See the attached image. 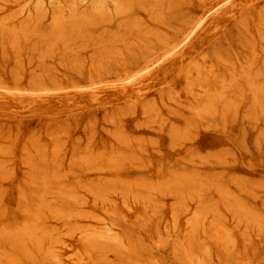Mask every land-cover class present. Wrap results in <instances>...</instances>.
<instances>
[{
	"label": "rangeland",
	"instance_id": "374dc122",
	"mask_svg": "<svg viewBox=\"0 0 264 264\" xmlns=\"http://www.w3.org/2000/svg\"><path fill=\"white\" fill-rule=\"evenodd\" d=\"M43 1L48 17L39 24L32 23L29 18V12L35 11L33 3L26 5V1L0 0V23L4 22L8 30L14 31L26 26L27 29L37 32L34 36L30 34L33 38L28 37V41L23 38L20 39L21 43L19 41L15 43L16 47L20 48L17 50L15 46L14 49L12 48L13 46L10 45L12 41L9 39L8 41L0 40V234L13 235L12 239L0 240V260H3L1 255L6 253L10 257L16 256L15 259H19L22 264H107L106 261L117 264L119 258L112 252L104 254L97 250L92 252L91 259L87 255L86 243L81 237V232L86 229L103 231L104 226L109 225L122 239L124 238L126 246L130 244L127 246L128 249L123 251L127 256L124 255L131 257L128 253L134 256L140 254V260L145 261L141 262L142 264L148 262L149 264H157V262L158 264H190L184 257L192 253L206 261V264H264V111L248 110L247 106L242 105L237 109L234 123L226 126L219 124V128L205 129L206 127L201 126L193 130L192 136L196 139L191 144L183 142L181 145L182 141H179L175 147L173 139L165 133H168L171 126H184V121L191 119L189 112L195 107L197 100H207L210 95L205 94L206 90L209 91L208 89L202 91L197 88L195 89L197 100H194L186 91L185 77L177 73L168 76L169 87H161L165 68H170V63H166L149 75L138 77L128 85L122 82L144 67V51L135 38L133 39L131 22L138 19L135 22L137 23L141 19L149 28L156 27V24L145 15L143 18L139 17L136 11L135 16L132 13L130 16L127 15L128 17H117L112 11L110 13L114 16H112V22H107V17H97L95 24H89L88 18L90 15L93 16L90 12V0L80 4L78 0H57V3L60 2L62 5H56L53 0ZM231 1L234 3V5L231 4L233 7L222 4L223 0H207L205 6L195 8V15L197 14L199 18L213 10L207 14L204 28L197 33L193 41L196 49H185L193 56L196 54L199 62L205 61L204 58L202 61L200 57L203 55V50H199V44H208L212 39L223 40L225 43V38L230 32L237 33L235 24L241 16L250 12L255 17L258 11L264 10V0ZM75 2L77 9H75ZM67 3L70 6H67ZM73 7L77 15L73 14ZM21 8L25 13H20ZM53 10L62 12L63 31L55 28ZM226 10L229 16L224 17L225 19L221 22L216 21L214 17L225 13ZM82 15L86 17L83 18ZM67 17L68 20L65 19ZM127 18L132 21H125ZM122 25L130 30L126 33ZM252 29L254 40L251 41L250 47H243L234 42L231 48L224 49L230 53L229 67L237 72H253L263 64L264 40L257 32V28ZM118 30L120 37L116 36ZM129 32H132L130 34L132 37ZM47 35L53 37V40L46 38ZM121 37H123V43ZM113 40L118 42H112ZM107 42L111 47L107 45ZM124 42L128 43L127 46L132 43V47L126 48ZM118 43L119 45H116ZM37 45L38 48H36ZM42 48L45 50H41ZM107 48L110 51L113 50V53ZM204 50L208 51V46ZM129 53L133 54L132 57ZM191 55L188 58H192ZM207 61L209 62L208 59ZM247 67L250 68L247 69ZM120 72L122 74H119ZM124 72L127 73L124 74ZM225 80L226 82L231 80L230 73H226ZM94 85L99 87L96 88ZM160 89H166V104L162 103L160 98L157 99ZM139 90L142 92L137 94L136 91ZM168 90H171L174 96H170L174 98L173 103L167 95ZM138 95L143 98L153 96L157 99V110L160 112V119L165 123L162 134L158 131L157 124L153 126L156 130L146 127L150 116L143 114L140 103L134 106V100ZM167 96L170 101L167 100ZM246 103L248 104V101ZM132 107L134 109H131ZM129 110H135L136 113L131 111L132 113L129 114ZM180 115L189 118L178 120L177 116ZM114 132L115 135L118 132L127 134L130 140L123 134H119L121 137L118 140L116 139L118 135L114 136ZM125 138L130 146L126 145L131 147L130 149L122 145ZM133 139L139 142L136 143L132 141ZM151 140L152 144L149 142ZM118 141L123 142L120 144ZM131 141L136 146L142 144V147L138 149L139 147L135 146V149ZM235 143L245 146H237ZM152 148L154 149L150 150ZM172 148H174L173 151H171ZM143 149H148L150 152H146L149 154L145 155ZM113 150L117 151L114 153ZM177 150L183 153L177 154L175 152ZM185 150L189 152L193 150L195 153L188 155ZM122 151L125 152L122 153ZM128 151H131V154L130 152L128 154ZM89 152L92 153L91 157ZM99 152L102 158L106 154L105 158H100ZM113 153L122 155L121 158L119 156L118 164H122L123 168L119 166L118 170L111 169V171L107 166L109 170L107 168L99 170L98 166L100 169L101 166L106 167L107 160L109 162ZM55 154L58 155L53 156ZM125 154H128V158ZM135 158H139V161ZM258 158L260 162L256 161ZM89 163L95 164L91 166ZM142 165L144 169L140 170L138 167ZM43 180L51 181L53 184L45 187ZM38 184H41V189ZM97 185L101 189L105 188L103 193L108 192L104 194L105 201L97 199L95 195L97 191L94 190ZM86 186L90 187L89 191ZM40 192L43 193L40 194ZM94 192L96 193L93 194ZM39 194L45 195L43 199ZM58 194L60 199L57 197ZM69 196H73L76 201L80 200L78 201L80 205L70 198L71 202ZM62 197L65 199L63 200ZM63 201L64 205L58 204ZM57 206L63 209L68 207L77 209L74 211L79 210V214L84 215L81 214L82 216L80 215L77 219L73 218L66 222L57 218L56 213L59 209ZM198 214L200 220L197 224L190 226V221L194 220ZM37 220L40 221L36 223ZM30 224L32 227L37 226V230L39 226L41 227V253L31 237L32 233L28 230L22 233L23 229L31 227ZM70 228L75 229L74 232H71ZM223 232L224 236L229 238L228 242L221 240L225 238L221 235ZM23 234L24 236H21ZM14 236L19 237L15 239ZM47 251L55 254L58 263L46 255Z\"/></svg>",
	"mask_w": 264,
	"mask_h": 264
},
{
	"label": "bare ground",
	"instance_id": "6f19581e",
	"mask_svg": "<svg viewBox=\"0 0 264 264\" xmlns=\"http://www.w3.org/2000/svg\"><path fill=\"white\" fill-rule=\"evenodd\" d=\"M18 1H26V5L28 3H33V7H34V12H29V18L31 19L32 23L35 22V23H42V21L45 20L46 17H48V13H47V9H44V1L43 0H18ZM67 1V0H66ZM70 1V0H69ZM85 0H78V4L84 2ZM36 2V3H35ZM54 3L57 4H61L60 2L57 3V0H53ZM52 2V3H53ZM62 2V1H61ZM206 2L207 0H90V12L93 14L90 15L92 16V18H90L89 16V24H95L96 22V18L97 17H107V22H112L113 21V15H111L110 13L113 11V13L115 12L116 16L117 17H120V16H130L132 13H134V16H135V13L137 12V14H139L138 16L143 18V16L145 15L147 19L151 20L152 22H154L156 24V27H152V28H149L147 27V23H145V21L143 22L141 19L139 22L135 23L137 20H135V22H131L128 18L127 20L125 21H130L131 25L130 24V29H132V32H134V37L133 39L135 38L136 42L139 44V46L143 49L144 51V57H143V61H144V67L137 73L135 74L134 76L132 77H129V78H126L124 79V81L122 82H125L127 83L126 85H128V83H131L133 81H135L138 77H141V76H145V75H149L151 74L153 71L157 70L158 68H162L161 66L165 65L166 63H170L171 64V67L168 68L166 67L165 68V72L163 74V77H162V81H163V86L161 87H165V86H168L169 87V78L168 76L171 74H174V73H177V75H183L187 81V85H185L187 87V92L189 94L192 95L193 99L194 100H197V92H195V89L197 88H200L202 91L203 90H206L208 89L209 91L206 90L205 94L206 96L207 95H210V97L207 99V100H197V104L195 105V107L189 112V117L191 119H188V120H185V117L186 118H189L185 115H180V116H177L178 120L179 118L185 120V125L184 126H181L179 127H176L175 125L174 126H171L170 129H168V133L164 132L165 134H168L169 135V138L173 139L172 141H174V144H175V147H177V143H179V141H182V144L183 145V142L185 144V142H188V143H192L196 137L192 136V132L193 130H197L198 128H201V126H203L205 129L207 128H219V124H221L220 126H226L227 124H230V123H234V120H235V117H236V112H237V109L240 108L242 105L244 106H247L246 108H248V110L250 109H254L253 111H261L263 112L264 111V60H263V64L262 66L253 71V72H245V71H235L234 68L232 69L231 67H229V58H230V53L229 51H224V49H229L232 47V45L235 43L243 46V47H250V43L251 41H253V37H252V28H257V32L261 35H259L262 40H264V10H261V11H258V14L257 16H252L249 13H246L245 16H241V18L236 22L235 24V27H236V30H237V33H234V32H230L228 35H227V38H225V43L223 42V40H210L208 44H199L198 46L200 47L199 50H203V55L200 56L202 57V61L205 59V61L202 62H199L198 59H197V56L196 54L193 56L191 55V52H188L187 48H190L191 50H195L196 49V45L193 43V41L196 39V35L197 33L202 30L205 26V23H206V16L207 14L211 13V11H208L207 14H204L202 15L200 18L198 17V15L196 14L195 15V8L196 7H202V6H205L206 5ZM231 0H223L222 4L224 5H228L230 7H233L234 3L232 2ZM51 3V4H52ZM53 3V5H54ZM70 3V2H69ZM22 4V3H21ZM68 4V3H67ZM66 4V5H67ZM72 4V2L70 3ZM70 4H68L67 6H70ZM76 4V2H75ZM74 4V5H75ZM233 4V5H231ZM46 5V4H45ZM62 5V4H61ZM83 5V4H81ZM64 6V5H63ZM72 6V5H71ZM219 6V5H218ZM217 6V7H218ZM52 7V5H51ZM77 9V4L75 6ZM79 7V6H78ZM54 8V7H53ZM56 8V7H55ZM58 8V7H57ZM68 8V7H67ZM66 8V9H67ZM61 9V8H59ZM74 10V7L72 8ZM71 9V10H72ZM84 9V8H83ZM69 10V9H68ZM69 10V11H71ZM216 10V9H215ZM63 11V10H61ZM66 11V10H65ZM77 11V10H76ZM83 11V10H82ZM136 11V12H135ZM221 11V10H220ZM85 12V10H84ZM84 12H81V13H84ZM89 12V13H90ZM20 13H25L24 10H22L21 8V12ZM62 12H60L59 10H53V22L55 23V28L58 29L59 31H63V28H62V25H63V19H62V15H61ZM69 13V12H68ZM72 13V12H71ZM87 13V14H89ZM219 13V12H218ZM217 13V14H218ZM64 14V13H63ZM74 15H77L75 13V10H74ZM79 14V13H78ZM86 15V14H85ZM83 16V18H85L86 16ZM216 16V13L214 14ZM113 16V17H112ZM127 16V17H128ZM133 16V15H132ZM137 16V17H138ZM226 16H229L228 15V10H226L225 13L223 14H220L218 17H214L216 21H223L226 17ZM74 17V16H73ZM126 18V17H125ZM68 20V17L65 18ZM116 19V18H115ZM70 20V19H69ZM99 21V20H98ZM52 22V24H53ZM119 24H120V21H118ZM118 22L116 24H118ZM122 22V21H121ZM129 22V23H130ZM151 22V23H152ZM98 23V22H97ZM123 23V22H122ZM66 24V23H65ZM71 24V23H70ZM73 24V23H72ZM128 24V23H127ZM5 23L4 22H1L0 23V40H7L9 39L10 41H12V43L10 45H12L13 49H14V46L16 47V44L15 43H18V41L21 43L20 39H23L26 40L28 37H30V34H33L34 36V33L36 34L37 32L35 31H32V30H29V28L27 29V27H20V29L15 30L13 31H10L8 30V28L5 27ZM52 25V27L54 26ZM61 25V26H60ZM126 25V24H125ZM129 25V24H128ZM118 26V25H117ZM116 26V27H117ZM121 26V25H120ZM119 26V27H120ZM124 27V25H122ZM118 27V28H119ZM125 28V27H124ZM129 28V27H127ZM123 29V28H121ZM128 29V30H130ZM120 30V28H119ZM117 32V35L118 36L120 34V32ZM124 30H126V33H127V29L125 28ZM50 31V30H49ZM53 32V29L51 30ZM84 31V30H83ZM33 32V33H32ZM56 32V31H55ZM54 32V33H55ZM115 32V31H114ZM131 32V33H132ZM129 32V35L131 34ZM114 34V33H113ZM112 34V35H113ZM122 34H124V32H122ZM41 35V34H39ZM43 35V34H42ZM53 35V34H51ZM55 35V34H54ZM30 37V38H33ZM50 36V35H49ZM47 35L46 38L49 37ZM58 36V35H57ZM61 36V35H60ZM122 36V35H121ZM126 37V35H124ZM123 36V37H124ZM128 36V34H127ZM132 37V35H130ZM129 36V37H130ZM37 37V36H36ZM35 37V38H36ZM41 37V36H40ZM120 37V35H119ZM123 37H121V42L123 41ZM109 38V37H108ZM111 38V37H110ZM29 39V38H28ZM27 39V41H28ZM40 39V38H38ZM43 39V38H42ZM49 39L53 40V37H49ZM114 39V38H113ZM116 39V38H115ZM56 40V39H55ZM54 40V41H55ZM109 40V39H108ZM112 40V38L110 39ZM117 40V39H116ZM126 40V39H125ZM261 40V41H262ZM8 41V40H7ZM30 41V40H29ZM32 41V40H31ZM26 42V41H25ZM48 42V41H47ZM51 42V41H50ZM95 42V41H94ZM110 42V41H109ZM112 42H115L117 43L115 40H113ZM112 42H110L111 45ZM128 42V41H127ZM129 42H131V40H129ZM128 42V43H129ZM27 43H30V42H27ZM55 43V42H53ZM51 43V44H53ZM120 43V42H119ZM116 44V45H119ZM123 43V42H122ZM125 43V46H127L128 43L124 42ZM133 43V41H132ZM131 43V44H132ZM49 44V43H48ZM109 43L107 42V45ZM109 44V45H110ZM128 45V46H131ZM5 45V44H4ZM22 45V44H21ZM31 45V44H30ZM32 45L36 46V44H33ZM110 45V47H111ZM136 45V44H135ZM19 46V45H17ZM45 46V45H44ZM128 46L126 48H128ZM208 46V51H205L204 48ZM5 47V46H4ZM21 47V46H20ZM33 47V46H31ZM30 47V48H31ZM47 47V46H46ZM49 47V45H48ZM51 47V46H50ZM49 47V48H50ZM109 47V48H110ZM113 47L115 48V46L113 45ZM118 47V46H117ZM132 47V46H131ZM20 49L19 47H16L15 50ZM38 48V45L37 47ZM41 48V46H40ZM67 48V47H66ZM107 48V49H109ZM125 48V49H126ZM11 49V50H13ZM33 49V48H31ZM47 49V48H46ZM51 49V48H50ZM112 49V48H111ZM116 49V48H115ZM119 49V48H117ZM38 50V49H37ZM35 50L36 52H39ZM41 50H45V48L41 49ZM40 50V51H41ZM55 50V49H54ZM127 50V49H126ZM116 51V50H115ZM114 51V53H116ZM121 51V49H120ZM119 51V52H120ZM129 51V50H127ZM17 52V51H16ZM34 52V51H33ZM108 52V51H107ZM109 52H112L113 53V50L110 51L109 49ZM108 52V53H109ZM126 52V51H125ZM18 53V52H17ZM35 53V52H34ZM121 53V52H120ZM119 53V55H120ZM128 53V52H127ZM48 54V53H47ZM50 54V53H49ZM55 54V53H53ZM111 54V53H109ZM109 54L106 53V55L109 56ZM118 54V52H117ZM131 54V53H129ZM123 55V53H122ZM128 55V54H127ZM133 54H131V57H132ZM137 55V53H136ZM135 55V57H137ZM191 55L192 58H188V56ZM116 57V55H113ZM111 57V56H110ZM119 57V56H117ZM121 57V56H120ZM139 57V56H138ZM104 58V56L102 57ZM101 58V60H102ZM107 58V56H106ZM204 58V59H203ZM124 59H125V56H124ZM128 59V58H127ZM136 59V58H135ZM209 60V62L206 60ZM255 59V58H254ZM264 59V58H263ZM108 60V59H107ZM117 60V59H116ZM120 60V59H119ZM126 60V59H125ZM134 60V59H133ZM109 61V60H108ZM111 61V59H110ZM130 61V60H129ZM129 61H127L129 63ZM140 61V60H139ZM138 61V62H139ZM254 61V60H252ZM62 62V61H61ZM101 62V61H100ZM104 62V61H102ZM120 61H118L119 63ZM126 62V63H127ZM114 63V62H112ZM123 63V61H122ZM74 64V63H73ZM104 65V64H103ZM110 67H111V64H109ZM114 65V64H113ZM119 65V64H118ZM124 65V64H123ZM131 66V65H130ZM235 66V65H234ZM253 66V65H252ZM101 67V66H100ZM124 67V66H122ZM250 68V67H247V69ZM102 69V68H101ZM107 69V68H106ZM78 70V69H77ZM103 70V69H102ZM115 70V69H114ZM123 70V69H122ZM80 71V70H79ZM101 71V70H100ZM104 71V70H103ZM113 71V70H112ZM111 71V72H112ZM125 71V70H124ZM127 71V70H126ZM129 71V70H128ZM99 71H97L98 73ZM130 72V71H129ZM134 72V71H133ZM80 73V72H79ZM107 73H108V69H107ZM127 73V72H126ZM124 72V74H126ZM226 73H230L231 75V80L229 82H226L225 78H226ZM100 74V73H99ZM109 74V73H108ZM119 74H122V72H120ZM123 74V75H124ZM117 75V74H116ZM224 75V76H222ZM119 76V75H117ZM127 76V75H126ZM110 77V75H109ZM125 77V76H124ZM102 78V77H101ZM119 79V78H117ZM120 79H121V76H120ZM123 80V78L121 79ZM140 80V79H139ZM180 80V79H179ZM222 80V82L220 81ZM34 82V81H33ZM120 82V81H119ZM118 82V83H119ZM179 83V82H178ZM220 83V84H219ZM96 85V84H95ZM94 85V86H95ZM102 85V84H101ZM218 85H221L220 87ZM218 86V87H217ZM55 87V86H54ZM96 87V86H95ZM99 86H97L96 88H98ZM116 87V86H115ZM212 88V90H211ZM107 89V88H106ZM86 91V90H84ZM169 92L167 93V95L169 96V98L172 100H174V98H171L170 96H173L172 95V92L171 90H168ZM173 91V90H172ZM218 91V92H217ZM39 92H42V91H39ZM89 92V91H88ZM95 92V91H94ZM98 92V90H97ZM142 91H136L137 94L141 93ZM175 92V91H174ZM178 92V91H177ZM215 92V93H214ZM12 93V92H11ZM43 93V92H42ZM170 93V94H169ZM213 93V94H212ZM58 94V93H57ZM165 94H166V89H160L159 93H158V98H160V100L162 101V103L166 104L165 102ZM212 94V95H211ZM175 95V94H174ZM190 95V96H191ZM97 96V95H96ZM99 96V95H98ZM168 96H167V100L168 99ZM176 96V95H175ZM179 96V94L177 95ZM93 97V96H92ZM101 97V96H100ZM174 97V96H173ZM157 99L153 96L151 97H147V98H143L142 96H137L134 100V106L137 104V103H140L141 104V108H142V112L143 114L146 116H150V120L149 122L146 124V127H148L149 129H154L153 126L154 124H157L158 127V131L162 134V132L164 131V125L165 123L160 119V112L159 110H157ZM170 101V100H169ZM248 101V104L246 103ZM96 102V101H95ZM168 102V101H167ZM174 101H172L173 103ZM175 103H178L177 101H175ZM174 103V104H175ZM132 105V104H131ZM131 107V106H130ZM129 107V108H130ZM121 109V108H120ZM131 109H134V107H132ZM127 110V108L125 109ZM136 110H138L136 108ZM122 111V110H120ZM124 111V109H123ZM130 111V110H129ZM133 111V110H131ZM129 112L132 113V112ZM135 111V110H134ZM133 113H136L134 112ZM120 113V112H119ZM123 113V112H122ZM252 113V112H251ZM125 114V112H124ZM172 114V113H171ZM112 115V114H111ZM110 115V116H111ZM122 115V114H121ZM151 115H153V117H151ZM118 117V120H119V115H117ZM133 116V115H132ZM114 117V116H113ZM124 116H122L123 118ZM131 117V116H130ZM248 117H249V114H248ZM105 119V118H104ZM111 120V118H110ZM114 120H116L114 118ZM108 121V120H107ZM120 121V120H119ZM123 120H122V124H123ZM108 123V122H107ZM112 123H115L114 121H112ZM111 123V124H112ZM178 123V122H177ZM176 123V124H177ZM110 124V123H109ZM120 124V122H119ZM121 124V125H122ZM116 125V124H115ZM180 125V124H179ZM123 126V125H122ZM119 127V126H118ZM118 127H117V131L118 130ZM183 127V128H182ZM123 128V127H122ZM222 128H225V127H222ZM125 129V128H124ZM123 130V129H122ZM121 130V132H122ZM156 130V129H154ZM162 131V132H161ZM124 132V130H123ZM119 134H121L120 132H118V137L116 139H118L119 137H121ZM123 134V133H122ZM121 134V135H122ZM160 134V135H161ZM112 135V134H111ZM109 135V136H111ZM114 136H117L115 135V132L113 134ZM124 135V134H123ZM125 137H127L128 135H124ZM129 137V140H130V136ZM127 137V138H128ZM124 137L122 136V139ZM125 138V140L127 139ZM120 139V140H122ZM119 140V139H118ZM124 140V142H125ZM135 139H133L132 141H134ZM142 140V139H141ZM131 141V142H132ZM137 141V139H136ZM134 141V142H136ZM170 141V140H169ZM171 141V142H172ZM110 142V141H109ZM119 142V141H118ZM123 142V141H122ZM121 142V143H122ZM123 142V143H124ZM130 142V141H129ZM139 142V140H138ZM136 142V143H138ZM147 142V140H146ZM145 142V143H146ZM150 143L152 142L149 141ZM155 142V141H153ZM112 143V142H110ZM120 143V142H119ZM118 143V144H119ZM120 143V144H121ZM124 147L126 144L129 145L128 141L126 140L125 144H123ZM133 143V142H132ZM141 143V142H140ZM158 143V142H157ZM181 143V142H180ZM113 144V143H112ZM111 144V145H112ZM148 144V143H146ZM152 144V143H151ZM169 144V143H168ZM121 145V146H122ZM142 145V144H141ZM140 145V146H141ZM154 145V144H153ZM156 145V144H155ZM171 145V143H170ZM118 146V145H117ZM127 146V145H126ZM130 146V145H129ZM127 146V147H129ZM132 146V144H131ZM133 146L134 148L136 149V147L138 146L140 149L141 147L139 146V144L136 146L134 145L133 143ZM136 146V147H135ZM149 147V145H147ZM146 146V147H147ZM151 146V145H150ZM172 146V145H171ZM112 148L115 146H111ZM144 148H146L145 146H143ZM152 147V146H151ZM174 147V146H173ZM174 147V148H175ZM181 147V146H179ZM184 147V146H182ZM39 148V147H38ZM131 147H129L130 149ZM150 148V147H149ZM171 148V147H170ZM171 151H173V149ZM119 149V148H118ZM117 149V150H118ZM121 149V148H120ZM127 149V148H126ZM137 149V151H138ZM154 148L150 149V150H153ZM169 149V148H168ZM176 149V148H175ZM190 149V148H189ZM89 150V149H87ZM93 150V149H92ZM115 150V149H114ZM113 150V152H114ZM116 150V151H117ZM124 150V149H123ZM128 150V149H127ZM142 150V149H141ZM99 151V150H98ZM105 151V150H104ZM112 151V150H111ZM115 151V152H116ZM133 153H134V149L131 150ZM131 151H128V154L130 152L131 154ZM143 151L145 152V155L147 154L146 151H149L148 149L147 150H144ZM186 151V150H185ZM58 151H56L57 153ZM102 152V150H101ZM114 152V153H115ZM125 152V151H124ZM122 151V153H124ZM142 152V151H141ZM143 152V153H144ZM150 152V151H149ZM177 154L179 153H183V151L181 150H177L175 151ZM55 153V152H54ZM62 153V152H61ZM113 153V154H114ZM119 154L121 152H118ZM136 153V152H135ZM186 153L188 155H194L195 152L190 151H186ZM59 154V152H58ZM57 154V155H58ZM90 154V155H89ZM89 156L91 157L92 153L89 152ZM97 154V153H96ZM99 154V155H98ZM97 155L100 157V152L98 153ZM102 154H105V153H102ZM111 155L110 157V160L108 162L107 160V165L106 167L104 166H101V169L100 167L98 166L99 170H102L103 168H107V166H109V169L111 170H114V169H117V167H121V165H119L118 163L121 156L122 155H119L118 154H114V155ZM128 154H125V156L127 155V158H128ZM149 154V153H148ZM147 154V155H148ZM197 154V153H196ZM56 154L53 155V156H57ZM61 155V154H60ZM87 155V153L85 154ZM84 155V156H85ZM95 155V154H94ZM110 155V153H109ZM135 155V154H134ZM133 155V156H134ZM144 155V156H145ZM76 156V154H75ZM79 156V155H78ZM80 156H83V155H80ZM96 156V155H95ZM97 156V157H98ZM106 154L104 155L103 158H105ZM124 156V155H123ZM132 156V158H133ZM136 156V155H135ZM134 156V157H135ZM139 156V155H138ZM143 156V157H144ZM86 157V156H85ZM84 157V158H85ZM93 157V156H92ZM108 157V155H107ZM106 157V159H108ZM131 157V156H130ZM142 157V156H140ZM148 157V156H147ZM200 157V156H199ZM42 158V157H41ZM56 158V157H55ZM54 158V159H55ZM75 159H77L78 157H74ZM83 159V157H81ZM94 158V157H93ZM102 158V157H100ZM99 158V159H100ZM102 158V159H103ZM119 158V159H118ZM126 159V157H124ZM146 159V157H144ZM143 158V159H144ZM151 158V157H150ZM59 159V158H58ZM74 159V160H75ZM80 159V157H79ZM91 159V158H90ZM96 159V158H94ZM97 159V160H99ZM101 159V160H102ZM116 159V160H115ZM118 159V160H117ZM123 159V157H122ZM121 159V160H122ZM136 159V158H135ZM142 159V158H141ZM208 159V158H207ZM81 160V159H80ZM85 160H89V159H85ZM95 160V161H97ZM139 161V158L136 159ZM185 160V159H184ZM215 160V159H214ZM76 161V160H75ZM124 161V159L122 160ZM126 161V160H125ZM129 161V160H128ZM130 161H131V158H130ZM133 161V160H132ZM135 161V160H134ZM192 161V160H191ZM203 161V160H202ZM219 161V160H218ZM221 161V160H220ZM62 162V161H61ZM84 161H82L83 163ZM93 162V161H92ZM98 162V161H97ZM96 162V163H97ZM193 162V161H192ZM205 162V161H204ZM54 163V162H53ZM59 163V162H58ZM88 163V161H87ZM104 163V161H103ZM108 163L110 165H108ZM124 163V162H123ZM130 163V162H129ZM208 163V162H207ZM226 163V162H225ZM56 164V162H55ZM79 164V163H78ZM91 165V163H89ZM95 164V163H94ZM94 164H92L94 166ZM118 164V165H117ZM126 164V163H125ZM132 165H135L133 163H130ZM129 164V165H130ZM143 164V163H142ZM149 164V163H148ZM86 165V163H85ZM91 165V166H92ZM131 165V166H132ZM141 165V164H139ZM145 165V164H144ZM151 165V164H150ZM175 165V164H174ZM54 166V165H53ZM58 166V165H57ZM76 166V165H75ZM81 165H79L80 167ZM125 166V165H124ZM127 166V164H126ZM125 166V168H126ZM131 166H128V167H131ZM166 166V165H165ZM170 166V165H169ZM39 167V166H38ZM78 167V165H77ZM137 167V166H136ZM146 167V166H145ZM87 168V167H86ZM95 168H97L95 166ZM97 168V169H98ZM123 168V166H122ZM135 168V167H133ZM140 168V170L144 169L143 168V165L142 167H138ZM142 168V169H141ZM148 168V167H146ZM145 168V169H146ZM164 168V166L162 167ZM169 168V167H168ZM175 168V167H174ZM177 168V167H176ZM175 168V169H176ZM179 168V167H178ZM40 169V168H39ZM55 169V168H54ZM58 169V168H57ZM61 169V168H60ZM108 169V170H109ZM120 169V168H119ZM128 169V168H127ZM132 169V168H130ZM167 169V168H166ZM171 169V168H169ZM167 169V170H169ZM173 169V167H172ZM1 170V169H0ZM79 170V169H78ZM96 171V169H93V171ZM97 170V171H99ZM107 170V171H108ZM111 170V171H112ZM125 170V169H123ZM164 170V169H163ZM179 170V169H178ZM43 171V170H42ZM88 171H89V167H88ZM105 171V170H104ZM160 171H162L160 169ZM166 171V170H164ZM172 171V170H171ZM4 172V171H3ZM48 172V171H47ZM90 172V171H89ZM170 172V171H169ZM56 174V172H55ZM43 176V175H42ZM45 176V175H44ZM197 176V175H196ZM64 177V176H63ZM180 177V176H179ZM2 178V177H1ZM62 178V177H61ZM198 178V177H197ZM43 179V177H42ZM37 180V179H36ZM49 180V179H47ZM53 180H56V179H53ZM118 180V179H117ZM173 180V179H172ZM183 180V179H182ZM40 181V180H39ZM42 181V180H41ZM45 181V180H43ZM188 181V180H187ZM38 182V180H37ZM51 182V181H50ZM46 182L44 183L45 187H48L49 184L52 185L53 183L51 182ZM119 182V181H118ZM131 182V181H130ZM34 183V182H33ZM105 183V182H104ZM133 183V182H132ZM148 183V182H147ZM152 184V182H151ZM214 184V183H213ZM212 184V185H213ZM39 185V184H38ZM43 185V184H42ZM137 185V184H136ZM237 185V184H236ZM35 186V185H34ZM41 184L38 186L40 187ZM54 186V185H53ZM90 186V185H89ZM171 186V185H170ZM59 187V186H57ZM87 187V186H86ZM85 187V188H86ZM92 187V186H90ZM90 187L88 189H90ZM136 187V186H135ZM139 187V186H138ZM42 187H40L41 189ZM55 188V187H54ZM104 188V187H103ZM103 188L101 189V187H99L97 185V187H95V191L93 194L96 195L97 199L99 200H103L105 201L106 198H105V193H103ZM52 189V188H51ZM92 189V188H91ZM105 189V188H104ZM107 189V187H106ZM22 190V189H21ZM83 190V189H82ZM109 190V189H108ZM43 191H45L43 189ZM52 192V190H50ZM54 191V190H53ZM57 191V190H56ZM71 191V190H70ZM87 191V192H88ZM92 191V190H91ZM173 191V190H172ZM226 191V190H225ZM246 191V190H245ZM48 192V191H47ZM120 192V190H119ZM253 192V191H252ZM43 193V192H42ZM40 192V194H42ZM53 193V192H52ZM57 193V192H56ZM59 193V192H58ZM62 193V192H61ZM36 194V193H35ZM39 194V195H40ZM45 194V192H44ZM43 194V195H44ZM91 194V192H90ZM108 194V192L106 193ZM171 194V193H170ZM182 194V193H181ZM33 195V194H32ZM43 195H40L42 196L41 199H43ZM51 195V194H49ZM62 195V194H61ZM133 195V194H132ZM45 196V195H44ZM47 196V195H46ZM52 196H55L52 194ZM26 197V195L24 196ZM59 197V194L58 196ZM64 197V196H63ZM62 197V199H63ZM94 197V196H93ZM129 197V196H128ZM143 197V196H142ZM71 199H74L73 196H69V200ZM56 199V198H55ZM60 199V197H59ZM65 199V198H64ZM63 199V200H64ZM68 199V198H67ZM78 199V198H77ZM96 199V198H95ZM94 199V200H95ZM25 200V199H24ZM75 200V199H74ZM73 200V201H74ZM99 200H96V201H99ZM41 201V200H40ZM46 201V200H45ZM49 201V200H48ZM52 201V200H51ZM56 201L58 202V200L56 199ZM62 201V200H61ZM71 201V200H70ZM76 201V200H75ZM80 202V200H78ZM76 201L78 204L79 202ZM83 201V200H82ZM150 201V200H149ZM43 202V201H42ZM41 202V203H42ZM72 202V201H71ZM84 202V201H83ZM82 202V203H83ZM151 202V201H150ZM183 202V201H182ZM49 203V202H47ZM61 205H64L62 203L63 202H59L58 204ZM66 203V202H65ZM68 203V201H67ZM67 203L65 204V206L67 205ZM98 203V202H97ZM69 204V203H68ZM153 204V203H152ZM41 204H39L40 206ZM42 205H44L42 203ZM76 205V204H75ZM80 205V204H79ZM82 205V204H81ZM29 206V205H28ZM71 207V205H69ZM74 206V205H73ZM78 206V205H77ZM83 206V205H82ZM231 206V205H230ZM58 207V206H57ZM79 207V206H78ZM29 208V207H28ZM58 213H56V216L57 218H59L60 220H70V219H73V218H76L79 217L83 212L81 210V214H79V210L78 212H75L74 210H77V209H63L61 207H58ZM57 209V208H56ZM82 209V208H81ZM216 209V208H215ZM225 209V208H224ZM25 211V210H24ZM42 211V210H41ZM50 211V210H49ZM37 213V212H36ZM252 213V212H251ZM39 214V213H38ZM42 214V213H41ZM33 215V214H32ZM84 215V214H82ZM81 215V216H82ZM200 215L198 214L197 216H195L194 220L190 221L189 225L190 226H193L194 224H197L198 223V220H200L198 217ZM246 216V215H245ZM83 218V217H81ZM34 219V218H33ZM80 219V218H79ZM241 220V219H240ZM38 221L40 220H37L36 223H38ZM105 220H103L104 222ZM34 222V221H33ZM67 222V221H66ZM26 223V222H25ZM29 223V222H27ZM32 223V222H31ZM40 224V223H39ZM106 224V223H105ZM254 224V223H253ZM27 225V224H26ZM31 226V224H30ZM34 226V225H33ZM37 227V226H36ZM36 227H28V229H23L22 233L24 232H27V230L32 233L31 234V237L32 239H34L35 243H36V246L38 249H40V253H41V249H42V246H41V227L39 226V229L37 230ZM22 228V227H21ZM26 228V227H25ZM258 228V226H257ZM44 229V228H43ZM71 229V228H70ZM78 229V228H77ZM80 229V228H79ZM17 230V229H16ZM75 229H71V232L73 231L74 232ZM1 231V230H0ZM11 231V230H10ZM5 232V231H3ZM13 232H15V230H13ZM12 232V233H13ZM78 232V231H77ZM80 232V231H79ZM70 234H73V233H70ZM224 232L223 234L221 233L222 237L224 236ZM48 235V234H47ZM62 235V234H61ZM21 236H24L21 235ZM27 236V235H25ZM15 239H18L19 236H14ZM57 237V236H56ZM81 237L83 238L84 242L86 243V247L88 249V252H87V255L92 259V252L94 251H101V253H104L106 254V252H112V253H115L116 256H118L119 258V262L117 264H142L141 262H145V261H141L140 260V257L139 255H133L131 253H128L131 255V257H126L127 255L125 253H123V251H126V249H128V244L126 246V243L124 242V238L122 239L113 229H112V226H109V225H105L104 226V229L103 231H98L96 229H86L84 230L83 232H81ZM190 237V236H189ZM225 238L224 239H221V240H224L228 242L229 238L227 239L226 238V235L224 236ZM231 237V236H230ZM13 238V235L12 234H0V240L1 239H6V240H9V239H12ZM45 238V237H44ZM25 240V238H23ZM5 240V241H6ZM22 240V239H21ZM14 241V239H13ZM26 241V240H25ZM28 241V239H27ZM44 241V240H43ZM231 241V239H230ZM229 241V243H230ZM1 242V241H0ZM4 242V241H3ZM11 242V241H10ZM19 242V241H18ZM33 242V241H32ZM55 242V241H53ZM226 242V243H227ZM232 242V241H231ZM9 243V242H8ZM50 243V242H49ZM58 243V242H57ZM42 244H44L42 242ZM22 245V244H21ZM27 242H26V246H27ZM51 245V244H50ZM226 245V244H225ZM228 245V244H227ZM226 245V246H227ZM20 246V245H19ZM25 247V246H24ZM186 247V246H185ZM47 248V247H46ZM52 248V247H51ZM130 248V246H129ZM230 248V247H229ZM25 249V248H24ZM50 249V248H49ZM54 249V248H53ZM132 249V248H131ZM130 249V250H131ZM188 249V248H187ZM44 250V249H43ZM48 250V249H47ZM191 250V249H190ZM1 251V250H0ZM19 251H20V248H19ZM22 251V250H21ZM129 251V250H128ZM134 251V250H133ZM132 251V252H133ZM188 251V250H187ZM191 252V251H190ZM127 253V252H126ZM189 253V252H187ZM13 254V253H12ZM126 256H125V255ZM194 254V255H192ZM190 255H184L185 257V260L186 262H189L190 264H206L202 258L200 257H196L195 256V253H192ZM16 255V254H15ZM24 255V254H23ZM47 256H49V258L52 259V261L54 262H57V257L55 256V254H53L51 251L48 252L47 251ZM197 255V254H196ZM3 260H0V264H22L20 262L19 259H15L14 257H10L9 254H6L4 253L3 255ZM14 256V255H13ZM20 256V255H19ZM18 256V257H19ZM22 256V254H21ZM44 256V255H43ZM133 256V257H132ZM142 256V255H141ZM144 256V255H143ZM146 257V256H145ZM20 258V257H19ZM150 258V257H149ZM148 258V259H149ZM183 258V256H182ZM183 258V259H184ZM1 259V258H0ZM147 260V258H145ZM48 260V259H47ZM152 260H154L152 258ZM151 260V261H152ZM42 261V260H41ZM118 261V260H116ZM150 261V260H149ZM184 261V260H183ZM34 262V261H33ZM147 262V261H146ZM157 262V261H155ZM107 264H110L109 262L106 261ZM114 263V262H113ZM150 262L146 263V264H149ZM54 264V263H53ZM112 264V263H111ZM116 264V263H115ZM144 264V263H143ZM152 264V263H151ZM158 264V262H157Z\"/></svg>",
	"mask_w": 264,
	"mask_h": 264
},
{
	"label": "crops",
	"instance_id": "0c3cea01",
	"mask_svg": "<svg viewBox=\"0 0 264 264\" xmlns=\"http://www.w3.org/2000/svg\"><path fill=\"white\" fill-rule=\"evenodd\" d=\"M235 144H236V143H235ZM236 145L239 146L240 144H236ZM240 146L244 147L245 145H242V144H241ZM249 146H250V143H249ZM249 146H248V147H249ZM246 147H247V146H246ZM248 147H247V148H248ZM249 154H251V153L249 152ZM256 161L260 162L259 158L256 159ZM255 163H256V162H254V164H255ZM261 163H263V162H261ZM253 168H254V167H253ZM253 168H252V169H253ZM253 174H254V172H253Z\"/></svg>",
	"mask_w": 264,
	"mask_h": 264
}]
</instances>
